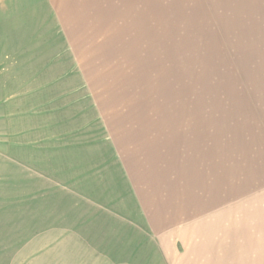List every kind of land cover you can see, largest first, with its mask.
I'll list each match as a JSON object with an SVG mask.
<instances>
[{
    "label": "rangeland",
    "instance_id": "374dc122",
    "mask_svg": "<svg viewBox=\"0 0 264 264\" xmlns=\"http://www.w3.org/2000/svg\"><path fill=\"white\" fill-rule=\"evenodd\" d=\"M92 1L0 0V264H73L62 206L117 210L152 241L162 205L158 230L172 205L189 226L173 234L264 264V0L214 15ZM115 216L100 236L131 250L81 264L151 262L152 242L135 251Z\"/></svg>",
    "mask_w": 264,
    "mask_h": 264
},
{
    "label": "crops",
    "instance_id": "0c3cea01",
    "mask_svg": "<svg viewBox=\"0 0 264 264\" xmlns=\"http://www.w3.org/2000/svg\"><path fill=\"white\" fill-rule=\"evenodd\" d=\"M87 0H82L83 4H86ZM99 0H93L92 4H96L98 9ZM110 2L115 6V15H180L178 12L185 13L188 9H194V5L198 3L207 4L206 10L208 12H228L235 11L237 3L241 4L239 0H224V1H215V0H127L118 1V0H110ZM124 2V3H123ZM122 3V4H121ZM121 4V8L118 5ZM130 4L136 6V4H140V10H137L136 7L132 8ZM221 4L224 6H221ZM171 5V6H170ZM178 5V6H175ZM105 15H114L113 11L107 7H103ZM150 12V14H149ZM196 13V12H195ZM197 15V13L195 14ZM198 15H210V13L206 14H198ZM214 15V14H212ZM144 193L155 198L154 194L151 191V188H147ZM70 202V201H69ZM159 203V202H158ZM160 204V203H159ZM69 204H67L68 206ZM162 205V204H161ZM171 211L175 212V219H169L167 217V225L168 230H158L154 227L151 222L156 221L158 217L159 220L165 221L166 218L162 214L163 213V205L158 206V210L156 211V216H151L149 221L148 217L146 218L147 222L150 223L153 230L152 233L154 237H152V241L146 234V229H144V233L138 228L129 225L126 223L125 214L115 211H111L107 208L105 209H94L90 208L86 213H83V209L80 212H73L74 209H65L62 206V211L60 210L59 218L66 219L63 223H61V227H65L66 231L63 233L67 238H70L69 243L64 242L62 244L63 248V259L73 260V264H81L82 261H86L87 259L96 261L97 259H106L102 256H88L92 253H107V252H124L126 251V246H128L129 250H131L130 245L125 240V235L123 233H119L114 230V234H110V231H107L102 236L100 233L103 230H107V226L102 224L101 222H108L110 218L112 219V215L116 214L120 220H124V227L130 233L133 234V238H130V242L133 246V249L137 251L144 242L150 241L152 242L149 247V253L146 255L145 260L151 261L149 264H200L201 261L204 263L207 260L206 264H212V260L218 261L217 264H225L221 263V260L226 259L228 255H222L221 252L208 253L204 252V248L201 246L197 240H199L194 235L187 237H181L179 235L173 234L177 229H185L189 226H181L179 221V210L174 209L172 205H169ZM144 211V210H143ZM140 212V209H139ZM145 212V211H144ZM157 213L162 214L157 216ZM112 214V215H111ZM146 214H144L145 216ZM104 217V218H102ZM115 216L113 219H117ZM131 217V216H130ZM133 218V217H131ZM135 219V218H134ZM137 219V218H136ZM135 219V220H136ZM61 221V222H62ZM174 229V230H173ZM194 227H192V232H194ZM149 231V230H148ZM162 231V232H161ZM173 231V232H172ZM141 237L140 242H136L137 237ZM183 239V245H187L186 251L181 253L178 248H174L176 245V239ZM102 238V240L100 239ZM119 239V240H118ZM174 242V243H173ZM180 244V243H179ZM96 246V247H95ZM89 247H95V251L89 250ZM179 247V245H178ZM188 250V251H187ZM132 255V254H131ZM107 257V256H106ZM115 257V255H114ZM108 258V257H107ZM108 258L109 260L116 259ZM255 260V259H254ZM87 262V261H86ZM88 264V263H87ZM93 264H98L97 262ZM114 264V263H113ZM119 264V263H115ZM128 264V263H127Z\"/></svg>",
    "mask_w": 264,
    "mask_h": 264
}]
</instances>
